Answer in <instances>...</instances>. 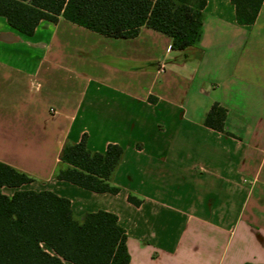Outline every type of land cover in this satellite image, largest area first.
Wrapping results in <instances>:
<instances>
[{
	"label": "crops",
	"instance_id": "obj_1",
	"mask_svg": "<svg viewBox=\"0 0 264 264\" xmlns=\"http://www.w3.org/2000/svg\"><path fill=\"white\" fill-rule=\"evenodd\" d=\"M203 12L180 50L147 26L117 38L58 17L28 36L0 16V162L33 178L1 193L50 190L78 218L114 213L129 264H264V1L251 24L231 0ZM214 102L229 134L202 124ZM83 135L93 151L123 148L118 192L54 178L63 144Z\"/></svg>",
	"mask_w": 264,
	"mask_h": 264
},
{
	"label": "trees",
	"instance_id": "obj_2",
	"mask_svg": "<svg viewBox=\"0 0 264 264\" xmlns=\"http://www.w3.org/2000/svg\"><path fill=\"white\" fill-rule=\"evenodd\" d=\"M264 0H231L239 24H251ZM206 0H0V16L15 30L32 35L40 20L62 17L99 34L131 38L141 26L171 37L180 50L200 38ZM226 109L214 102L202 124L224 130ZM123 148L109 143L104 152L90 150L86 137L64 143L54 178L96 192L116 193L111 178ZM28 174L0 162V187L32 181ZM138 205L140 199L129 195ZM125 229L109 211L74 215L70 201L50 190L0 191V264H129ZM244 264H255L246 262Z\"/></svg>",
	"mask_w": 264,
	"mask_h": 264
}]
</instances>
